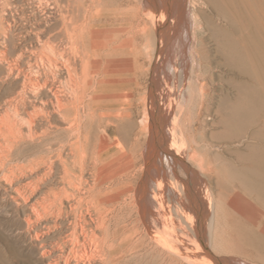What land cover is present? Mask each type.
<instances>
[{"label":"bare ground","instance_id":"bare-ground-1","mask_svg":"<svg viewBox=\"0 0 264 264\" xmlns=\"http://www.w3.org/2000/svg\"><path fill=\"white\" fill-rule=\"evenodd\" d=\"M198 4L0 0V199L48 264H242L213 255L206 237L198 238L202 250L182 236L192 217L186 198L195 215L213 208L207 190L216 177L226 206L253 226H236L238 244L264 258V50L253 29L260 20L248 12L246 33L209 20L243 73L227 69L239 81L221 85L224 130L209 143L198 137L216 122L204 117L215 97L199 64L210 51L201 46ZM204 148L214 161H204ZM216 244L217 252L241 248Z\"/></svg>","mask_w":264,"mask_h":264},{"label":"rangeland","instance_id":"rangeland-1","mask_svg":"<svg viewBox=\"0 0 264 264\" xmlns=\"http://www.w3.org/2000/svg\"><path fill=\"white\" fill-rule=\"evenodd\" d=\"M189 1H197L199 3L197 6V14H198L197 20L201 21V24L203 25L201 33H202L203 37L206 39L204 41L205 43H203L201 46H203V47L206 46V49L210 51L209 52L210 53L209 58L202 57V54L200 55L199 64H200V67H204V66L207 67L206 77L209 79H206V80L210 81V82L208 81V83L210 84L211 88L214 87V89H212L213 90L212 95L215 97V101H214L215 103L212 104L211 110L204 112V117L207 118L206 114L209 112L211 114L209 115L208 118H210V117H212L213 119L215 118L216 122H213V120L210 119V121L212 122L213 125L211 124L208 126L207 136H206V134L204 135L203 132H201L202 131L201 129H199V131H198V133L199 134L201 133V134L200 135L198 133L197 134H198V137L200 139H201V137L204 136L207 138V140H208L207 142L212 143V142H215V139L212 138L211 134L214 132H221V130L222 131L224 130V128L222 127L223 124L220 121L221 117H219L220 111L223 108V104H222L223 93H221L223 91H222L221 85L223 83H224L223 85L229 84V86H231L233 89H235V87H236L235 84L238 83V81H239V78L235 77L234 74L228 75L229 71L227 69L231 68V65H232V67L235 69L236 72H238L239 75H242L243 73L242 74L239 73L240 72L239 65L232 62L231 60H228L225 57V55L223 53V51H224L223 50V44L221 41L222 38L219 34L214 33V30L212 29L213 26L211 23L209 24V20H212L214 24H217V25L221 24V26L224 25L225 27L232 29L233 32H237V30H238L239 32L241 31L242 33L243 32L246 33L244 25L247 24V16L249 13H251L252 16L254 17L253 19L256 20L255 22H258L260 20L258 22L260 27L258 24H256L257 27L254 26L253 29L254 28L256 29L255 32L257 33V35H259V37L258 36L257 37H258L259 42L261 44V48L264 50V41H262V39H264L262 37V36H264V31H262V30H264V0H262V2H261V0H255V1L254 0H247V1L246 0H236L237 3L235 2V0H233V1L232 0H219L220 2L219 1L217 2V0H189ZM238 1H239V3H238ZM221 2L223 5L221 4ZM247 2H249V3H247ZM253 2H254V4H253ZM219 3H220V6H219ZM234 3H235V5L237 4L236 7H235ZM240 3L243 7L240 5ZM259 3H260V5H259ZM221 6H223V7H221ZM224 6L229 8L230 12L232 11L233 13L232 12L229 13L228 10L223 11V10L227 9ZM239 6H240V9H239ZM243 8L245 11L243 10ZM235 12H237L238 14ZM238 15L241 18H239ZM257 17H258V19H257ZM243 20H244V22H243ZM259 28H260V30H258ZM259 32L261 33V35ZM190 33H191L190 36H192L193 35L192 29L190 30ZM262 33H263V35H262ZM196 44H197V41H196ZM212 63H215V64H212ZM223 68H225L227 73L225 72V70ZM215 69L217 70L218 73H216ZM218 69H220L221 72H219L220 70H218ZM192 70H193L192 67H190L189 80H191V78L193 77L191 75H194L193 74L194 72ZM199 70H201V69H199ZM235 74H237V73H235ZM217 87H218V90H217ZM226 87H228V86L226 85ZM185 108H186L185 110H186L188 116L190 117L192 114V111H193V105L191 104L190 101L188 102V104ZM215 143H218V142H215ZM248 149L245 148L244 151L247 150L245 152H249ZM188 150L189 151L187 153V159H188V154H190L192 152L191 149L188 148ZM211 154L212 153H209V151H207L205 148H204V150L200 151V155L204 159L205 162H210V161L215 160L214 153L212 155ZM223 156L228 158V159L232 158L231 160H235V162L239 163V160H238V157L236 156V154L235 153L233 154L232 152H230V150H228L225 147H224ZM189 163L191 165H193V167L197 170L198 178H199L198 181L202 182V181L206 180L205 182H207V176L201 170V168L197 164H195V163L193 164V162H191V161H189ZM228 183H229V181H228ZM207 192H209L208 194L211 195V198L213 200V208H211L212 209L211 210V209H209V206L203 207L202 212L200 214H197V215H195V214L198 212L196 211V208L195 209L193 208L191 199H189V197L186 198V208H187L186 211H187V214H190L192 217H191V219H188L187 221L185 220V222H184V226H186V227H185V233H184V235L182 233V236L185 237L184 238L185 243L190 244V245H195V247L200 248V245L198 246L197 242H200L199 239L201 238V236H203V237H206V240L208 239L207 243H208L209 248H210L209 252H211L213 255L229 256L232 258L234 256V258L237 259L236 262L239 261V263L242 260L244 262H247V264L248 263L249 264H264V258H262L260 256L262 254H260L258 251H256L254 249L253 245L248 244L246 242L243 243L242 245L238 244L236 226L241 225L246 229H248V228L253 229V226L250 222L243 220L239 216L235 215L226 206L225 201L223 200V198L225 197V193H221V189L218 186L217 177L212 180L211 187H208ZM1 194H2V190L0 189V196H1ZM220 198H222V199L220 200ZM10 207H11L10 202H9V205H6L0 199V264H48L47 261L42 259L41 255L39 254L38 247L35 248V246L29 245L24 240V237L22 236L24 221L22 220V217H19V216L13 214ZM206 210H208V212ZM190 211H191V213H190ZM218 219H219V221H218ZM203 221H205V222H203ZM199 222H201V223H199ZM185 223L187 225H185ZM204 223H206V225ZM193 225H194V227H193ZM187 229H189V230H187ZM214 229L218 231V234H217V231H215ZM193 231H194V233H193ZM213 232H216L215 237H217V238L212 236ZM190 233L195 235V236L191 235ZM216 243H218V244H216ZM215 244L218 245V247L221 245L220 247H226V248H231V249L232 248L237 249L239 246H241V248L237 249L235 252L234 251L227 252V251H220V250H218L219 252H217V250H215L213 248V245H215ZM184 248H185V252H187V253L190 252L188 247H184ZM200 249L206 250L205 248L203 249V247H201ZM170 254H172V253L170 252ZM238 258H240V259H238ZM244 262H241V263L244 264Z\"/></svg>","mask_w":264,"mask_h":264}]
</instances>
